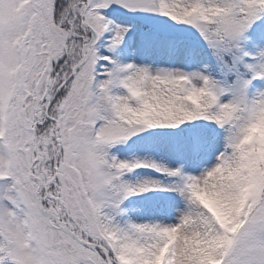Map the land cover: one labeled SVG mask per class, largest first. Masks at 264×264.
<instances>
[{
	"label": "snow or ice",
	"instance_id": "6c2138e0",
	"mask_svg": "<svg viewBox=\"0 0 264 264\" xmlns=\"http://www.w3.org/2000/svg\"><path fill=\"white\" fill-rule=\"evenodd\" d=\"M0 264H264V0H0Z\"/></svg>",
	"mask_w": 264,
	"mask_h": 264
}]
</instances>
